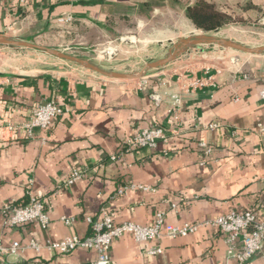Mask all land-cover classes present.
Returning <instances> with one entry per match:
<instances>
[{"label": "crops", "instance_id": "0c3cea01", "mask_svg": "<svg viewBox=\"0 0 264 264\" xmlns=\"http://www.w3.org/2000/svg\"><path fill=\"white\" fill-rule=\"evenodd\" d=\"M194 1L0 0V34L81 54L112 45L125 55L118 60L145 63L166 43L202 31L185 14ZM210 1L242 19L216 31L248 26L264 38V0ZM185 65L168 63L135 79L107 78L68 64L0 71L1 242L26 246L34 240L43 246L87 236L86 217L94 221L103 212L114 223L141 225L163 212L165 224L198 227L149 241L123 234L109 246L110 264H232L226 234L204 221L243 210L264 221V138L255 133L264 122V74ZM197 80L203 84L195 85ZM46 101L62 113L27 136L22 124ZM7 124L15 131L9 133ZM154 126L166 131L155 147L122 149L127 138ZM74 169L81 177L65 185ZM32 197L43 201L47 226L5 225L7 215ZM154 247L161 252L150 254ZM95 256L82 247L66 253L23 247L0 264H88ZM244 264H264V247Z\"/></svg>", "mask_w": 264, "mask_h": 264}, {"label": "built area", "instance_id": "2783aa9c", "mask_svg": "<svg viewBox=\"0 0 264 264\" xmlns=\"http://www.w3.org/2000/svg\"><path fill=\"white\" fill-rule=\"evenodd\" d=\"M26 4L28 0H13ZM71 18L66 17L65 21ZM99 53L107 55L110 60L112 55L116 53L115 46L106 45L100 48ZM195 85L203 84L201 80L194 82ZM259 97L264 108V87L259 91ZM153 100L158 101V94H151ZM175 104L180 102L178 96L174 97ZM62 108L53 101L39 103L33 110L30 118L22 124L27 136L32 135L33 128H48L51 121L62 113ZM215 127L217 124H210ZM9 133L14 132L15 126L7 124L5 127ZM1 131V130H0ZM3 133V132H2ZM255 133L264 138V122L257 123ZM166 131L160 126L145 128L131 137L127 138L122 144V149L126 151L134 150L141 147H155L159 140L164 139ZM0 137L4 141L3 134ZM206 148L204 143L201 144ZM208 150V148H206ZM81 171L74 169L68 178L64 180L65 185L72 184L81 177ZM142 187V186H139ZM122 193V190L118 191ZM175 207V204L172 205ZM10 209L9 204H4L3 212L7 213ZM91 223V231L85 237L77 235L66 236L61 240L50 241L45 245H40L34 240H30L26 246H22L18 241H12L9 244H3L0 240V262L5 255L17 254L23 247L32 248L39 251L42 247L58 252H70L78 247L89 248L95 251V258L88 264H110L108 254L109 246L113 239L130 233L135 240L149 241L159 238L163 235L167 237L184 236L195 231L197 224L184 222L182 224H165L164 213L158 212L155 219L150 225H141L131 221L114 223L110 214L103 212L101 216L92 221L90 217H86ZM64 222L69 224L72 218H63ZM36 221L41 227L47 226L49 216L45 211V205L42 200L32 197L29 202L23 206L15 207L6 217L4 224L9 226H19L28 222ZM204 224L216 226L220 231L226 234V242L228 244L227 256L234 260L232 264H244L251 260L254 255L260 253L264 247V221L257 218L256 214L251 210L231 211L224 215L216 216L212 219L205 220ZM161 252V248L154 247L149 249L150 254Z\"/></svg>", "mask_w": 264, "mask_h": 264}, {"label": "rangeland", "instance_id": "374dc122", "mask_svg": "<svg viewBox=\"0 0 264 264\" xmlns=\"http://www.w3.org/2000/svg\"><path fill=\"white\" fill-rule=\"evenodd\" d=\"M210 33H215L218 36L240 42L244 45H264V38L258 35L259 32L254 27L250 29L248 26L234 25L233 28L229 27V29H222ZM171 46L172 44L166 43L147 61L165 57ZM94 49L96 51L95 54L92 51L84 54L61 51L88 59L92 63L106 69L130 72L140 68L144 64V61L139 62L138 59L136 62L132 60L127 63L126 61L118 60L125 56L120 54L119 51L113 54L112 58L108 60L107 55L99 53L100 48ZM186 63H188L187 66L192 68H213L217 71L240 72V74L244 72L246 75L255 73L264 74V52L260 54H249L211 44L191 47L184 54L177 56L173 61L169 62V64H177L178 66H186ZM61 64H68L88 71V69L75 62L59 59L43 51L25 47L0 45V71L34 72L44 67L59 66Z\"/></svg>", "mask_w": 264, "mask_h": 264}, {"label": "water", "instance_id": "95a60500", "mask_svg": "<svg viewBox=\"0 0 264 264\" xmlns=\"http://www.w3.org/2000/svg\"><path fill=\"white\" fill-rule=\"evenodd\" d=\"M203 44L218 45L249 54H260L264 52V45L249 46L222 36H218L215 33L197 32L191 33L187 36L179 37L176 42L172 43V46L165 57L147 61L137 70L129 72L114 69H106L100 65L92 63L88 59L63 52L59 49L42 46L25 40L14 39L9 36L0 34V45L25 47L43 51L46 54L57 57L59 59L75 62L85 67L86 69L91 70L92 72H95L104 77L116 79H135L142 77L150 70L165 66L169 62L173 61L177 56L184 54L191 47Z\"/></svg>", "mask_w": 264, "mask_h": 264}, {"label": "trees", "instance_id": "16d2710c", "mask_svg": "<svg viewBox=\"0 0 264 264\" xmlns=\"http://www.w3.org/2000/svg\"><path fill=\"white\" fill-rule=\"evenodd\" d=\"M185 14L204 32H213L226 24L242 21L240 16L222 11L210 0H195L185 7Z\"/></svg>", "mask_w": 264, "mask_h": 264}]
</instances>
